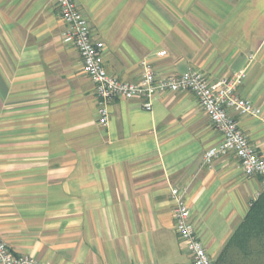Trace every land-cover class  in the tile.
Returning <instances> with one entry per match:
<instances>
[{
  "label": "crops",
  "instance_id": "obj_1",
  "mask_svg": "<svg viewBox=\"0 0 264 264\" xmlns=\"http://www.w3.org/2000/svg\"><path fill=\"white\" fill-rule=\"evenodd\" d=\"M103 65L137 82L195 69L216 81L245 70L236 93L259 116L231 113L264 157V0H74ZM54 0H0V238L45 264H192L174 228L171 189L213 261L264 191L228 153L189 91L109 101L63 41ZM164 51V55L159 52Z\"/></svg>",
  "mask_w": 264,
  "mask_h": 264
},
{
  "label": "built area",
  "instance_id": "obj_2",
  "mask_svg": "<svg viewBox=\"0 0 264 264\" xmlns=\"http://www.w3.org/2000/svg\"><path fill=\"white\" fill-rule=\"evenodd\" d=\"M59 16L66 25L63 41L79 53L83 72L93 82L98 99V122L109 119L108 103L114 98H142L143 108L151 110L152 99L159 92L189 91L208 116L221 140L205 153V161L232 153L246 176H258L264 186V157L249 143L231 113L241 116H259L260 109L251 100L240 97L236 90L245 78L242 69L230 77L208 80L195 69H187L178 75L159 76L153 66L141 61V77L137 82L119 80L109 75L103 65L104 43L95 39L86 17L79 11L74 0H54ZM164 51L159 55H164ZM174 202L173 218L177 237L185 244L192 264H212L195 225L189 219V209L181 190L171 189ZM0 264H45L27 255L12 252L0 238ZM145 264V263H141Z\"/></svg>",
  "mask_w": 264,
  "mask_h": 264
},
{
  "label": "trees",
  "instance_id": "obj_3",
  "mask_svg": "<svg viewBox=\"0 0 264 264\" xmlns=\"http://www.w3.org/2000/svg\"><path fill=\"white\" fill-rule=\"evenodd\" d=\"M212 264H264V191L251 202Z\"/></svg>",
  "mask_w": 264,
  "mask_h": 264
}]
</instances>
